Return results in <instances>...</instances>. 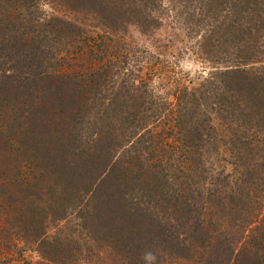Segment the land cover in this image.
<instances>
[{
	"label": "trees",
	"instance_id": "1",
	"mask_svg": "<svg viewBox=\"0 0 264 264\" xmlns=\"http://www.w3.org/2000/svg\"><path fill=\"white\" fill-rule=\"evenodd\" d=\"M29 1L0 0V235L47 264H264V0H35L202 28L214 70L172 105L109 61L61 72L82 30Z\"/></svg>",
	"mask_w": 264,
	"mask_h": 264
},
{
	"label": "rangeland",
	"instance_id": "2",
	"mask_svg": "<svg viewBox=\"0 0 264 264\" xmlns=\"http://www.w3.org/2000/svg\"><path fill=\"white\" fill-rule=\"evenodd\" d=\"M26 4L35 9L33 15L40 17L39 21L62 19L82 30L80 40L73 44L76 47L66 44L59 55L61 72L77 71L89 64L100 66L109 61L142 80L158 98L172 105L182 89L195 86L214 70L207 60L211 52H206L212 50V43L204 40V31L195 23L185 24L183 16L174 17L169 12L160 26L142 35L133 26L121 32L99 26L101 21L92 15L75 14L51 1L32 0ZM4 217L0 216V229L5 226ZM54 230L49 228L48 232ZM8 231L6 237L0 235V264H47L39 259L32 246L24 245Z\"/></svg>",
	"mask_w": 264,
	"mask_h": 264
}]
</instances>
